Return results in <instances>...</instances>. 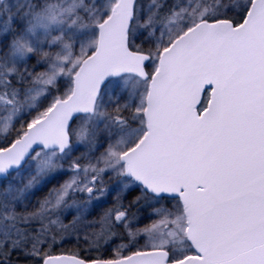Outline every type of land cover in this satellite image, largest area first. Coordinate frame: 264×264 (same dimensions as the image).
<instances>
[{
	"label": "snow or ice",
	"instance_id": "obj_1",
	"mask_svg": "<svg viewBox=\"0 0 264 264\" xmlns=\"http://www.w3.org/2000/svg\"><path fill=\"white\" fill-rule=\"evenodd\" d=\"M0 264H264V0H0Z\"/></svg>",
	"mask_w": 264,
	"mask_h": 264
}]
</instances>
